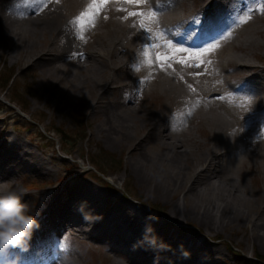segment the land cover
Masks as SVG:
<instances>
[{
	"label": "bare ground",
	"instance_id": "6f19581e",
	"mask_svg": "<svg viewBox=\"0 0 264 264\" xmlns=\"http://www.w3.org/2000/svg\"><path fill=\"white\" fill-rule=\"evenodd\" d=\"M260 2L0 0L1 54L38 68L55 103L88 100L97 133L130 141L133 155L141 157L140 184L169 204L162 217L87 182L67 180L32 206L25 190L23 200L39 227L27 250L0 253V264H86L75 240L91 252L107 249L113 264H228L225 244L215 238L232 227L244 230L252 249L257 243L264 250V194L249 184L250 178L255 186L264 181V65L250 55L263 48L254 35L264 28L247 23L249 9ZM262 9L256 16L261 22ZM90 11L94 17L82 25L81 14ZM156 53L172 59L161 67ZM213 58L218 61L208 65ZM242 120L262 126L256 142L242 136ZM3 135L0 185L28 189L18 181L22 168L46 177L55 172L30 144ZM254 157L262 175L251 164ZM68 190L69 200L61 201Z\"/></svg>",
	"mask_w": 264,
	"mask_h": 264
},
{
	"label": "rangeland",
	"instance_id": "374dc122",
	"mask_svg": "<svg viewBox=\"0 0 264 264\" xmlns=\"http://www.w3.org/2000/svg\"><path fill=\"white\" fill-rule=\"evenodd\" d=\"M258 4L259 8L255 4L249 9L252 15L249 13L251 17H247V23L253 30L264 28V21L261 22L256 17L264 4L263 2ZM254 36L259 39L263 48L255 47L250 54L251 59L253 63L262 66L264 32L262 34L255 32ZM1 52L0 46V142L4 139L3 132H7L10 142L14 140L27 142L55 169L48 177L34 172L32 168L20 169L18 181L23 179L29 188L19 186L30 192L29 203L32 206L51 196V187L54 183L60 187L70 180L73 184L83 182L92 184L101 191L115 195L118 200L125 198L147 211H160L162 217L167 214L169 204L165 205L162 197H150V190L140 184L137 169L138 165H142L139 161L141 157L133 155L131 142L115 134L97 133L98 117L88 110V100L85 103H81L82 100L66 103L59 100L55 103L56 98L51 94L50 88L40 81L41 72L38 68L29 66V63H14ZM214 60L218 61L213 58L208 65L212 66ZM54 91V94H61L58 92L60 89ZM142 101L144 106V99ZM241 122L244 124L242 136L256 138L254 139L256 142L263 133L262 126L254 121ZM183 128L189 133L201 135L196 127L190 129L185 124ZM257 160L256 157L252 158L251 164L262 175V165ZM75 174L79 176L71 180V175ZM252 180V178L249 180L251 187L264 194L262 178L258 180L257 188ZM56 192L59 193V190ZM68 194L69 190L61 194L60 200L67 202ZM161 222L160 219L159 224ZM188 227L192 229L195 226ZM235 236L239 243L232 239ZM215 241H223L225 244L221 247L227 254L228 264H253V261L264 260V250L257 243L254 246L255 250L252 249V241L244 236V230L233 227L221 230ZM73 242L76 249L84 253L86 264H113L106 257L107 249L91 252L84 246L83 241Z\"/></svg>",
	"mask_w": 264,
	"mask_h": 264
},
{
	"label": "clouds",
	"instance_id": "9594fccd",
	"mask_svg": "<svg viewBox=\"0 0 264 264\" xmlns=\"http://www.w3.org/2000/svg\"><path fill=\"white\" fill-rule=\"evenodd\" d=\"M25 194L22 188L0 185V253L15 248L27 250L33 231L39 227L29 204L23 200Z\"/></svg>",
	"mask_w": 264,
	"mask_h": 264
},
{
	"label": "snow or ice",
	"instance_id": "6c2138e0",
	"mask_svg": "<svg viewBox=\"0 0 264 264\" xmlns=\"http://www.w3.org/2000/svg\"><path fill=\"white\" fill-rule=\"evenodd\" d=\"M93 7H94V9H95V12H98L99 9H100V6H99V5H94ZM262 10H264V9H262ZM95 12L90 11V12H88V13L81 14V17L79 18V19H80V23L83 25V24H85V23H87V22H91V18L94 17ZM129 15H137V13H129ZM85 17H87L88 19L86 20ZM143 27H144V24L141 23V28H143ZM149 31H150V29H149ZM212 47H213V46H209V48L204 49V51H205V52H206V51H210ZM177 51H183V49H177ZM143 55H144V57L146 58V62H147L148 64H151L152 61H151V59L149 58L150 55H151V52H150V49H149L148 47H146V48L144 49ZM190 55L200 56V55H203V52H201V53H191ZM155 59H156L157 61H160V62H161V67H164L165 62H167V61H169L170 59H172V57H169V56H167V55H162V54H160V53H156V55H155ZM181 62H186V61H183V60H182ZM134 67H136V66L134 65Z\"/></svg>",
	"mask_w": 264,
	"mask_h": 264
},
{
	"label": "trees",
	"instance_id": "16d2710c",
	"mask_svg": "<svg viewBox=\"0 0 264 264\" xmlns=\"http://www.w3.org/2000/svg\"><path fill=\"white\" fill-rule=\"evenodd\" d=\"M10 79V78H9ZM9 81V80H8ZM104 173V172H103ZM254 263L253 264H264V260H262L261 262H258L257 260L256 261H253ZM248 264V263H246Z\"/></svg>",
	"mask_w": 264,
	"mask_h": 264
}]
</instances>
